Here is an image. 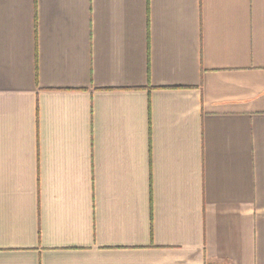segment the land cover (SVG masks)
<instances>
[{
  "label": "crops",
  "instance_id": "obj_1",
  "mask_svg": "<svg viewBox=\"0 0 264 264\" xmlns=\"http://www.w3.org/2000/svg\"><path fill=\"white\" fill-rule=\"evenodd\" d=\"M0 264H264V0H0Z\"/></svg>",
  "mask_w": 264,
  "mask_h": 264
}]
</instances>
